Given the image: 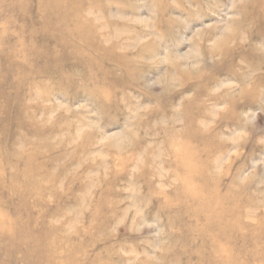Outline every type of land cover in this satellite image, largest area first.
Wrapping results in <instances>:
<instances>
[{"label": "rangeland", "instance_id": "rangeland-1", "mask_svg": "<svg viewBox=\"0 0 264 264\" xmlns=\"http://www.w3.org/2000/svg\"><path fill=\"white\" fill-rule=\"evenodd\" d=\"M0 264H264V0H0Z\"/></svg>", "mask_w": 264, "mask_h": 264}, {"label": "bare ground", "instance_id": "bare-ground-1", "mask_svg": "<svg viewBox=\"0 0 264 264\" xmlns=\"http://www.w3.org/2000/svg\"><path fill=\"white\" fill-rule=\"evenodd\" d=\"M211 209H212V207H211ZM214 211V210H213ZM215 211H216V209H215Z\"/></svg>", "mask_w": 264, "mask_h": 264}]
</instances>
